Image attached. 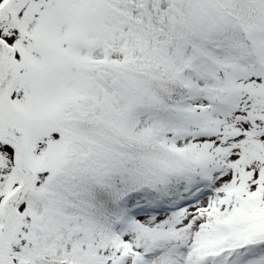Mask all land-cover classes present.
<instances>
[{
    "label": "snow or ice",
    "instance_id": "1",
    "mask_svg": "<svg viewBox=\"0 0 264 264\" xmlns=\"http://www.w3.org/2000/svg\"><path fill=\"white\" fill-rule=\"evenodd\" d=\"M0 264H264V0H0Z\"/></svg>",
    "mask_w": 264,
    "mask_h": 264
}]
</instances>
